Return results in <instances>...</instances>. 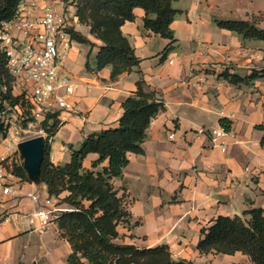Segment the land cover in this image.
Segmentation results:
<instances>
[{"label": "crops", "instance_id": "1", "mask_svg": "<svg viewBox=\"0 0 264 264\" xmlns=\"http://www.w3.org/2000/svg\"><path fill=\"white\" fill-rule=\"evenodd\" d=\"M172 7L179 13L170 24L175 41L167 52L169 40L145 30L143 10H133V21L120 30L139 67L115 79L107 67L86 71V61L94 66L100 42L74 21L73 29L85 30L82 35L93 47L74 41L58 65L75 85L70 102L76 112L60 114L49 159L63 165L70 160L69 145L77 148L87 135L116 127L122 102L141 78L163 109L146 129L142 153H128L121 177L112 180L129 214L127 224L117 227L118 242L138 249L166 245L175 262L253 264L240 252L202 255L196 246L201 230L219 216L264 211V129L257 128L264 127V78L232 85L219 77L224 71L243 77L264 68V43L242 41L212 22L264 15V0H177ZM221 119L229 123L225 152L212 147L209 136L194 133L200 127L216 129ZM97 158L88 154L83 168L92 169ZM17 189V197L0 196V264H67L71 250L56 224L39 232L22 217L36 208L29 194L44 197L45 186L20 180Z\"/></svg>", "mask_w": 264, "mask_h": 264}, {"label": "trees", "instance_id": "2", "mask_svg": "<svg viewBox=\"0 0 264 264\" xmlns=\"http://www.w3.org/2000/svg\"><path fill=\"white\" fill-rule=\"evenodd\" d=\"M24 0H0V23L12 20L17 8ZM78 24L89 28V34L100 42L94 56V66L85 63L86 71L110 69V78L115 79L139 67V59L128 39L121 33L126 21H133L135 8L144 12L143 28L169 40L164 52L174 43L170 24L179 13L172 7L177 0H71ZM213 24L234 33L240 40L262 41L264 28H258L250 20L213 19ZM71 38L80 44L93 47L86 37L70 30ZM89 54L87 55L88 60ZM138 74L139 71L137 70ZM219 77L232 85L248 84L264 78V68L250 70L241 77L222 72ZM11 78L0 55V83L9 84ZM135 91L121 104L122 114L117 126L98 133L89 134L77 148L69 145L70 160L54 166L49 159L50 142L60 123L57 114H46L40 122L46 137L43 159L40 165V181L48 197H53L66 207L55 220L60 238L69 247L67 264H189L172 260L166 245L138 249L133 245L119 243V225L127 224L129 214L122 197L117 196L112 180L120 178L127 164V154H141V144L150 121L163 109L162 102L154 91L148 90L139 78ZM10 105L18 98L6 96ZM221 127L229 131V123L221 119ZM264 129L263 126H258ZM0 134L5 135L0 127ZM94 153L98 158L92 169H85L82 161ZM106 161V165L96 167ZM14 174L21 181H28L21 165L14 166ZM63 195V196H62ZM247 216L248 220L243 217ZM196 249L200 254L232 255L240 252L253 264H264V211L251 208L241 216L232 218L219 216L214 223L200 232Z\"/></svg>", "mask_w": 264, "mask_h": 264}, {"label": "built area", "instance_id": "3", "mask_svg": "<svg viewBox=\"0 0 264 264\" xmlns=\"http://www.w3.org/2000/svg\"><path fill=\"white\" fill-rule=\"evenodd\" d=\"M76 20L75 8L61 0H27L21 2L15 17L0 23V55L4 67L11 78L9 84L0 83V196H19L17 183L20 182L13 171L21 165L16 146L27 140L18 137L19 124L27 121L41 122L46 114H57L59 123L62 112H76L70 98L75 85L58 69L74 40L70 30ZM18 98L10 105L6 96ZM196 136H209L212 147L225 152L229 131L219 126L216 129L195 130ZM174 134L168 138L173 139ZM36 208L22 217L26 224L39 232H44L55 223L66 207L53 197L29 194Z\"/></svg>", "mask_w": 264, "mask_h": 264}, {"label": "water", "instance_id": "4", "mask_svg": "<svg viewBox=\"0 0 264 264\" xmlns=\"http://www.w3.org/2000/svg\"><path fill=\"white\" fill-rule=\"evenodd\" d=\"M43 145L44 137L36 136L21 141L16 146L27 180L36 186L41 183L40 165L43 159Z\"/></svg>", "mask_w": 264, "mask_h": 264}, {"label": "rangeland", "instance_id": "5", "mask_svg": "<svg viewBox=\"0 0 264 264\" xmlns=\"http://www.w3.org/2000/svg\"><path fill=\"white\" fill-rule=\"evenodd\" d=\"M61 1H63L64 4H67L68 2L70 3L72 2L71 0H61ZM205 1L207 2V0ZM248 18L250 21H253L258 28H264V15L263 14L251 15ZM79 25L88 28L85 25H82V24H79ZM88 31H89V28H88ZM78 33L82 35L85 33V30H83L82 33L80 32ZM36 136H42L44 137V140L46 137L45 131L41 128L40 122H33L28 118L27 121H24L19 124L18 137L24 138V139H30Z\"/></svg>", "mask_w": 264, "mask_h": 264}]
</instances>
